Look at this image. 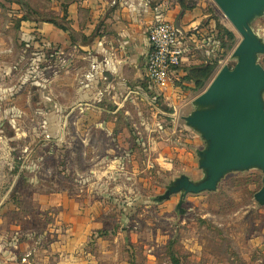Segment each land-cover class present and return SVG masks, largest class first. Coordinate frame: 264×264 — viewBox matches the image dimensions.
<instances>
[{
  "label": "rangeland",
  "instance_id": "1",
  "mask_svg": "<svg viewBox=\"0 0 264 264\" xmlns=\"http://www.w3.org/2000/svg\"><path fill=\"white\" fill-rule=\"evenodd\" d=\"M71 1L0 0V264H264L262 169L160 199L181 175L206 176L207 142L185 117L237 62L242 37L231 21L215 0H170L176 17L201 20V41L211 39L217 68L206 87L176 80L182 96L159 102L127 89L117 104L106 96L58 115L55 53L35 28L62 23ZM251 26L264 41V12ZM258 61L264 67V53Z\"/></svg>",
  "mask_w": 264,
  "mask_h": 264
},
{
  "label": "crops",
  "instance_id": "2",
  "mask_svg": "<svg viewBox=\"0 0 264 264\" xmlns=\"http://www.w3.org/2000/svg\"><path fill=\"white\" fill-rule=\"evenodd\" d=\"M152 2L72 0L67 8L72 34L52 22L36 24L35 30L51 44L56 57L51 92L58 115L71 114L77 107L84 110V106L98 104L106 96L117 104L127 89L150 99L146 92L152 84L146 76L151 49L148 29L161 11L181 30L186 51L181 66L158 93L166 101L182 96L176 80L193 89L194 81L187 79L188 69L211 60L212 45H207L211 39L201 41L193 32L201 20H192L188 12L176 17L177 6H172L170 0ZM201 30L204 27L197 33Z\"/></svg>",
  "mask_w": 264,
  "mask_h": 264
},
{
  "label": "water",
  "instance_id": "3",
  "mask_svg": "<svg viewBox=\"0 0 264 264\" xmlns=\"http://www.w3.org/2000/svg\"><path fill=\"white\" fill-rule=\"evenodd\" d=\"M215 2L242 39L233 54L236 64L222 67L195 99L196 109L185 117L207 142L199 151L206 176L194 181L181 175L160 199L178 192L186 196L215 191L231 171L257 167L264 172V67L258 61V54L264 53V41L251 26L264 12V0ZM256 199L264 204V176Z\"/></svg>",
  "mask_w": 264,
  "mask_h": 264
},
{
  "label": "built area",
  "instance_id": "4",
  "mask_svg": "<svg viewBox=\"0 0 264 264\" xmlns=\"http://www.w3.org/2000/svg\"><path fill=\"white\" fill-rule=\"evenodd\" d=\"M148 32L151 49L146 67L147 79L159 90L171 81L174 71L184 60L185 44L179 27L159 12Z\"/></svg>",
  "mask_w": 264,
  "mask_h": 264
},
{
  "label": "trees",
  "instance_id": "5",
  "mask_svg": "<svg viewBox=\"0 0 264 264\" xmlns=\"http://www.w3.org/2000/svg\"><path fill=\"white\" fill-rule=\"evenodd\" d=\"M62 20H63L62 23L57 22V21H53V20H48V22L55 23V24L59 25L63 30L72 34L73 31H72L71 27L69 26V22L67 21V11L65 12ZM226 32H227V35L233 39L232 43L227 46L230 49L234 46V43H235V33H234V31H232L230 29H227ZM55 59H56V57H55ZM216 68H217V62L210 60L207 63H204L202 65H196V66H193L190 69H188L187 79L194 81L193 89L195 91L203 90L206 87L209 80L211 79V77L213 76V74L215 73ZM51 75H53V73ZM150 86H152V84L148 86L149 88L146 89V92L150 95V97L155 102H159L161 96L158 93V89L156 87H153V86L150 87Z\"/></svg>",
  "mask_w": 264,
  "mask_h": 264
}]
</instances>
